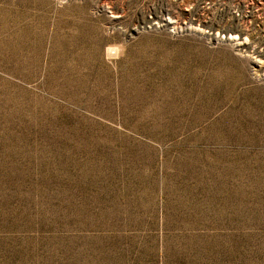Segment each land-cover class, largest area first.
<instances>
[{"label":"rangeland","instance_id":"1","mask_svg":"<svg viewBox=\"0 0 264 264\" xmlns=\"http://www.w3.org/2000/svg\"><path fill=\"white\" fill-rule=\"evenodd\" d=\"M0 264H264V0H0Z\"/></svg>","mask_w":264,"mask_h":264}]
</instances>
